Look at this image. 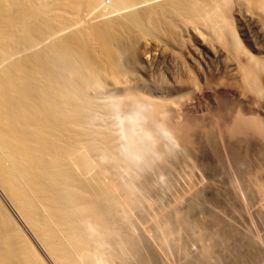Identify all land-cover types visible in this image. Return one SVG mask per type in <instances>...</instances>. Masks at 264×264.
<instances>
[{"label": "rangeland", "instance_id": "1", "mask_svg": "<svg viewBox=\"0 0 264 264\" xmlns=\"http://www.w3.org/2000/svg\"><path fill=\"white\" fill-rule=\"evenodd\" d=\"M215 5L230 51L177 17L157 37L103 26L118 68L94 170L114 209L84 264H264V0Z\"/></svg>", "mask_w": 264, "mask_h": 264}, {"label": "bare ground", "instance_id": "2", "mask_svg": "<svg viewBox=\"0 0 264 264\" xmlns=\"http://www.w3.org/2000/svg\"><path fill=\"white\" fill-rule=\"evenodd\" d=\"M217 1L114 0L100 24L101 0H0V264H43L6 206L48 264L94 260L91 226L106 234L98 98L118 66L103 26L157 37L177 17L230 51Z\"/></svg>", "mask_w": 264, "mask_h": 264}]
</instances>
